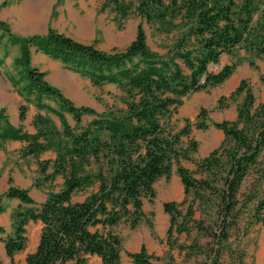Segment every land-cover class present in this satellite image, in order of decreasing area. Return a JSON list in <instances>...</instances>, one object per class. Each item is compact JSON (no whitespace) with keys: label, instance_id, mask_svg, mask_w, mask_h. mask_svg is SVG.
<instances>
[{"label":"trees","instance_id":"obj_1","mask_svg":"<svg viewBox=\"0 0 264 264\" xmlns=\"http://www.w3.org/2000/svg\"><path fill=\"white\" fill-rule=\"evenodd\" d=\"M107 3L120 19L136 14L156 33L171 36L166 53L149 49L141 24L124 49L104 52L52 29L42 36L17 37L0 21V66L8 48L16 47L11 84L26 102L61 124L58 132L48 117L36 114L32 122L36 133L28 134L12 127L0 111V145L6 140L24 143L25 157L54 149L55 158L41 162L39 172L45 182L62 180L60 190L47 194L38 207L27 190L9 186L5 192L7 199L19 203L10 216L11 233L0 227L9 264H15L14 256L25 249L24 227L30 221L41 227L24 264H87L91 256L101 264H121V239L113 229L123 221L137 225L142 201L154 198L155 182L168 179L173 166L183 199L162 205L169 222L168 252L160 259L142 246L127 254L131 264H180L172 256L174 250L187 259L200 258L196 264H244L245 254L231 247V239L245 236L250 227L264 221V100L255 104L252 90L241 80L217 102L222 108L225 101L241 96L234 121L209 124L204 109L195 123L186 120L182 128L173 119L183 97L230 77L236 62L216 73L208 71L222 55L233 57L242 50L250 57V67H255L252 59L264 61V0ZM33 53L60 62L93 85H114L123 108L97 114L74 106L45 81L43 72L30 66ZM65 114L71 116L73 127ZM25 115L26 107L20 106V122ZM84 116L93 120L81 126ZM210 125L222 133L219 146L197 161L193 172L181 167L180 162L191 161L197 150L191 130L203 131ZM245 182L250 183L242 192ZM191 230L199 239L179 243L177 237L189 236Z\"/></svg>","mask_w":264,"mask_h":264},{"label":"rangeland","instance_id":"obj_2","mask_svg":"<svg viewBox=\"0 0 264 264\" xmlns=\"http://www.w3.org/2000/svg\"><path fill=\"white\" fill-rule=\"evenodd\" d=\"M132 2L133 0H125ZM0 21L17 37H32L45 35L52 29L66 37L83 44H92L96 49L108 52L112 49L122 50L133 39L137 26L142 25L146 34V42L150 50L164 55L172 43L171 36L158 34L141 21L136 14L125 19L113 11L107 0H0ZM44 30L42 31L43 27ZM42 31V32H41ZM6 39H3L4 44ZM8 54L0 66V111L7 122L14 128H19L28 134H35L32 125L36 114L48 117L53 127L61 132V124L52 114L38 111L32 103H28L11 84L9 77H14L12 69L13 58L18 55L16 47L8 48ZM249 55L242 50H236L233 57L222 55L217 64H210L208 71L216 73L222 67L236 62V67L230 77L222 84L199 91L182 98L177 108L173 122L177 128H182L185 121L195 123L196 116L201 109L207 111L209 124L222 121H234L236 106L241 96L234 101H225L226 105L217 108L220 98H227L241 80H245L255 97V104L264 100V61L252 59L255 67L249 66ZM30 66L45 74V81L59 90L76 107H88L97 114L107 110H119L123 106L119 101L120 93L114 85H93L87 78L67 70L60 62L45 55L33 53ZM26 107L23 122L19 121L20 106ZM51 106H55L50 103ZM15 109V110H14ZM15 112V113H14ZM14 113V114H13ZM67 123L70 127L74 122L70 115ZM64 116V117H65ZM14 118L16 120H14ZM93 117L84 116L81 126L87 125ZM190 139L197 143V150L191 156V161H181L180 166L189 171L195 170V164L216 149L222 141V133L210 125L206 130L192 129ZM55 142V139L53 140ZM185 142H188L185 140ZM186 144V143H185ZM24 143L3 141L0 145V227L5 234L11 233V214L19 203L15 199H7L4 194L10 187L27 190L34 206L38 207L47 194L60 190L62 180L55 178L52 182H45L40 175V163L55 158L54 149L41 153L37 157L23 156L21 151ZM48 171L47 173H49ZM250 182H245L242 192H245ZM154 198L142 201V217L135 227L128 221L118 224L113 231L121 239V264H131L127 254L138 252L143 246L151 255L163 258L167 252L166 232L169 227L168 216L163 212L162 205L166 202L179 203L183 199V188L176 166H173L168 179L160 178L153 186ZM79 200V198H75ZM25 249L13 258L15 264H24L25 256L35 249L40 233L38 222H28L25 227ZM176 237V235H174ZM199 239L197 233L191 230L190 235L178 236L181 244L188 245L194 238ZM231 247L245 254L244 264H264V221L248 229L245 236L231 239ZM172 256L180 264H196L200 258L187 259L184 253L172 251ZM157 261L156 264H159ZM0 264H9L0 242ZM87 264H99L95 257H88ZM226 264H229L226 261Z\"/></svg>","mask_w":264,"mask_h":264},{"label":"crops","instance_id":"obj_3","mask_svg":"<svg viewBox=\"0 0 264 264\" xmlns=\"http://www.w3.org/2000/svg\"><path fill=\"white\" fill-rule=\"evenodd\" d=\"M44 28H45V26L43 27V29H42V31L44 30ZM41 31V32H42ZM42 55V54H41ZM15 110V109H14ZM15 113V112H14ZM13 113V114H14ZM65 116V115H64ZM65 118H66V120H67V116H65ZM14 120H16L15 118H14ZM13 142H18V141H13ZM39 223V222H38ZM39 225H40V227H41V224L39 223ZM2 245H3V243H2ZM36 247V246H35ZM3 251H4V246H3ZM31 253V252H30ZM4 254H5V251H4ZM5 256H6V254H5ZM7 257V256H6ZM91 257H95L97 260H98V262H99V264H101V262H100V259L99 258H97L96 256H91ZM8 258V257H7ZM8 260H9V258H8ZM9 262H10V260H9Z\"/></svg>","mask_w":264,"mask_h":264}]
</instances>
